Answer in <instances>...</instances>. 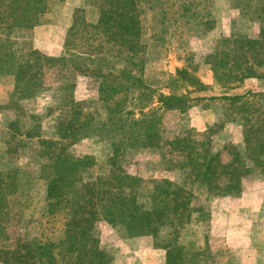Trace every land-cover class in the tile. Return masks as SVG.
<instances>
[{"label":"trees","instance_id":"trees-1","mask_svg":"<svg viewBox=\"0 0 264 264\" xmlns=\"http://www.w3.org/2000/svg\"><path fill=\"white\" fill-rule=\"evenodd\" d=\"M63 0H0V80L12 79L15 99L33 97L41 88L40 73L49 63L55 66L66 61L50 58L27 48L32 30L41 25L40 19L51 5ZM197 0L189 1L183 8L196 20L200 13L193 11ZM99 20L90 26L78 14L71 33L83 23L91 27L108 42H116L126 49L127 65L120 76L95 73L102 77L99 105L106 113L101 121L103 130L110 131L115 141L111 169L108 176L86 183L91 176L95 160L78 156L69 148L84 139V129L91 124L85 119L67 123L64 135L58 141L41 140V148L49 163L42 167L38 179L14 171H0V243L9 241L4 227L6 215H12L10 203L22 206L34 191L35 182L45 185L43 230L39 236L28 240L19 238L15 243L1 245L0 262L4 264H110L101 250L97 223L104 220L112 225L124 239L153 236L162 241L160 248L167 251V264H198L202 255L193 245L181 242V232L194 220L206 221L207 214L197 202L202 196L212 198L239 197L243 191V178L253 173V168L264 174V93L248 92L242 96L210 97V101L224 104L228 117L243 124L245 154L234 152L233 160L225 164L221 153L216 152L211 134L184 130L174 138L162 136L164 111L186 112L193 98L190 96L212 89L187 71H179L170 79L171 88H185L183 94L160 95L159 107H152L155 91L146 86L133 69L139 67L137 57L144 52L141 43L144 32L143 16L146 10L160 4L163 18L159 24L167 30V12L162 0H95ZM237 8L252 21L264 23V0H239ZM81 18V19H80ZM213 28L215 22L203 23ZM70 39V37H69ZM70 45V44H69ZM67 44V53L71 52ZM220 46V47H219ZM32 56L34 61L23 60ZM97 60V58H92ZM92 60V62H94ZM105 60V59H104ZM215 85L223 89H237L253 79H264V26L258 39H248L237 34L223 38L213 55L207 58ZM141 71V70H140ZM193 88L194 91H188ZM140 90L138 119L124 112L132 93ZM201 101H203L201 99ZM209 109V106H204ZM148 109L147 113L144 111ZM14 128L18 125L13 124ZM94 133L84 136L95 135ZM19 132V129H18ZM90 132V131H88ZM27 138L39 136L38 129L24 131ZM150 150L160 157L166 171L178 170L182 183L168 179H153L148 183L150 207L139 205L137 196L144 190V180L122 171L119 160L127 151ZM84 187V191L82 190ZM21 193L22 199H10ZM19 196V195H18ZM194 215H198L193 219ZM62 222V230L55 228ZM59 232V233H57ZM59 234L58 236H56ZM199 250V249H198Z\"/></svg>","mask_w":264,"mask_h":264},{"label":"rangeland","instance_id":"rangeland-1","mask_svg":"<svg viewBox=\"0 0 264 264\" xmlns=\"http://www.w3.org/2000/svg\"><path fill=\"white\" fill-rule=\"evenodd\" d=\"M162 1L167 12V30L161 32L159 25L163 18L160 4L147 9L142 18L144 32L141 43L145 50L137 57L139 67L133 69V74L155 91L152 107L160 106L157 103L160 95L185 93V88L173 89L169 86L170 79L177 77L179 71H187L210 86L212 89L190 96L193 98L191 106L184 113L161 110V134L172 139L184 130L209 133L214 139L215 151L221 153L225 164H229L234 152L245 154L243 124L227 116L228 111L222 102L210 101L209 98L242 96L250 91L264 93V79L248 80L244 86L233 90L220 88L213 82L207 58L215 53L223 38H230L233 34L258 39L264 23L252 21L251 16H243L236 6L239 0H197L195 3L199 4L193 7V11L200 13V16L196 20L192 16L189 20L186 16L191 14H187L183 8L189 5L190 0ZM94 2H56L40 19L41 25L32 30L27 40V48L31 47V52L37 51L50 58H66L63 63L55 66L47 63L42 67V86L33 97L14 99L12 79L0 80V171H14L38 179L42 167L49 163L46 155H43L40 141H58L64 135L65 124L89 115L92 122L81 136L85 138L73 144L68 151L94 158L95 166L86 183L108 176L114 154L113 145L119 140L111 138L114 133L103 130L101 125L106 114L99 105L102 77L95 73L101 72L112 78L120 76L127 65L129 53L115 41L108 42L96 35L91 27L85 28L83 23L71 33L78 14L82 18L80 22L85 21L90 26L97 24L99 11ZM207 20L215 22L213 28L203 24ZM67 44H70V53H67ZM32 56L27 55L23 60L34 61ZM188 91L194 90L189 88ZM139 95L140 90L132 93L123 110L126 114L131 112L129 117L136 119L142 116L140 110L136 109L140 105ZM204 106L210 108L204 109ZM16 123L18 128L13 127ZM38 128V137L27 138L24 134L28 129ZM92 129L99 133L84 136L94 133ZM160 160L159 155L150 150L127 151L119 160L121 172L144 180V190L137 196V201L145 208L152 204L147 194L151 180L183 182L178 170L166 171ZM33 187L32 196L22 206H16L11 200L13 214L6 215L4 221L9 241H3L1 245L14 244L21 237L31 240L42 232L45 185L37 181ZM14 198L21 200V193L10 199ZM197 205L203 207L207 220H194L189 224L181 232V242L195 243L197 251L202 252L198 264H264L263 173L253 168V173L243 178V191L239 197L206 200L202 196ZM197 216L194 215L193 219ZM61 224L58 221L55 225L59 232L62 230ZM96 232L100 248L109 257L110 264H148L151 260H155V264H167V251L160 248L163 240L153 236L124 239L104 220L97 223Z\"/></svg>","mask_w":264,"mask_h":264},{"label":"crops","instance_id":"crops-1","mask_svg":"<svg viewBox=\"0 0 264 264\" xmlns=\"http://www.w3.org/2000/svg\"><path fill=\"white\" fill-rule=\"evenodd\" d=\"M148 264H155V260H151Z\"/></svg>","mask_w":264,"mask_h":264}]
</instances>
